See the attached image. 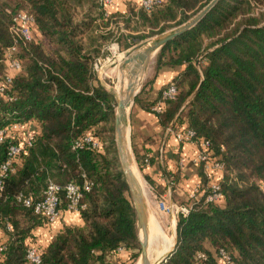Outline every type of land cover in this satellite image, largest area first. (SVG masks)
<instances>
[{
    "label": "trees",
    "instance_id": "1",
    "mask_svg": "<svg viewBox=\"0 0 264 264\" xmlns=\"http://www.w3.org/2000/svg\"><path fill=\"white\" fill-rule=\"evenodd\" d=\"M102 1L0 0V78L10 74L5 54L15 44L22 64L1 99L0 127L32 123L38 130L33 146L14 162L0 197V230L7 238L0 243L5 247L0 264H33L27 259L33 231L47 223L15 197L40 199L48 180L61 187L81 185L83 174L92 183L82 199L83 224L64 225L46 248L35 245L41 264H110L120 251L128 253L131 264L139 258L136 213L114 139L107 135L113 132L115 99L94 84L93 66L102 46L96 31L101 24L120 21L128 29L136 22L154 36L186 23L211 0H165L151 11L127 4L125 13L108 18ZM85 3L89 6L77 20L76 7L83 9ZM20 12L34 18L39 38L15 42L11 28ZM135 33L119 38L124 50L148 38ZM164 68H179V73L159 98L150 99L154 78ZM154 71L135 104L151 112L174 85L175 99L156 114L160 125L175 133L194 131V140L208 141L224 165V206L205 202L209 180L199 164L200 197L186 206L187 216H178L175 249L162 264H223L221 249L231 264H264V0H219L195 27L159 51ZM88 133L102 139L105 149L73 150ZM7 146L0 147V165ZM146 159L136 155L140 171ZM60 198L63 212L67 201L63 193Z\"/></svg>",
    "mask_w": 264,
    "mask_h": 264
},
{
    "label": "built area",
    "instance_id": "2",
    "mask_svg": "<svg viewBox=\"0 0 264 264\" xmlns=\"http://www.w3.org/2000/svg\"><path fill=\"white\" fill-rule=\"evenodd\" d=\"M165 0H139L137 8L145 11H151L153 8L160 6ZM103 8L105 11V17L108 18L110 15V9L113 6V0H103ZM263 10V9H258ZM13 35L15 37V42L18 39L24 42H31L34 37L35 32V20L34 18L27 14L26 12L18 13L14 20L13 26L11 28ZM18 54V47L15 44L12 48L8 49L5 54V63L9 75H5L0 78V103L1 99L5 97V93L12 83L13 75L18 74L22 71V64L16 58ZM177 94V89L174 85L168 86L166 90L162 93V101L159 105L153 108L156 114H160L165 106V102L169 100H174ZM38 130L32 123L21 124V123H11L6 127H0V147L8 143L6 160L0 165V197L4 190L5 180L13 171L14 162L28 149H30L36 138ZM177 138L181 142H192L199 145L200 152L193 162L198 164H204V171L209 180L206 190L208 195L205 197V202L209 204H218L222 200L220 178L216 177V173L222 172L224 165L217 158L214 157V153L211 150V145L208 141L194 140L195 133L190 129H182L176 133ZM73 150L75 151H102L103 145L94 135V133H88L83 137L77 139L73 143ZM148 164L149 160H145ZM84 182L79 185L75 183L68 184L65 187L48 180L46 189L40 199H33L31 196H25L23 194L17 195L16 201L21 203L23 207L32 209L35 214L41 215L47 221L46 224H52L56 222L61 216L60 194L63 193L67 201V211L72 213H80L85 205L82 204V199L84 193L89 192L92 187V183L86 179V176L82 175ZM201 185H198L195 189V194L193 198H198L200 194L199 190ZM159 208L166 213H173L187 216L189 213V208L186 206H177L174 204H159ZM8 231H11V226L7 225ZM5 247L0 246V252L3 251ZM218 257L223 264H231V257L229 253L221 249L218 251ZM200 259H207L205 254H200L198 256ZM27 259L33 264H41L42 258L41 253L35 245H31L27 250Z\"/></svg>",
    "mask_w": 264,
    "mask_h": 264
},
{
    "label": "crops",
    "instance_id": "3",
    "mask_svg": "<svg viewBox=\"0 0 264 264\" xmlns=\"http://www.w3.org/2000/svg\"><path fill=\"white\" fill-rule=\"evenodd\" d=\"M138 1L113 0L110 13L123 14L127 10V4H133L137 7ZM34 36L40 37L36 31ZM178 73L179 68H164L154 78L150 90V99L159 98L161 90L169 85ZM161 101H158L155 106L159 105ZM153 108L151 112H148L136 104L133 106L130 117V138L135 157L139 155L149 160L148 164L145 163L143 166L141 174L144 179L146 178L145 181L149 185L153 196L159 200L153 205L155 213L161 203L181 207L196 202L200 195L198 198L192 196L195 194L196 187L201 184V177L198 174L199 164L193 162L200 152L199 145L192 142H181L175 132H170V129L164 130ZM35 127L37 128V126ZM222 174V172H218L216 177H221ZM151 184L156 187L160 195ZM218 205L223 207L224 202L221 200ZM169 215L172 222H175L176 228L178 215L173 213H169ZM82 224L80 214L65 210L61 212V216L56 222L42 225L33 231L36 238L34 245L46 248L52 237L64 225ZM6 239V236L0 230V243H3ZM126 258H128V253L125 251H120L118 255L112 257L117 262L124 261Z\"/></svg>",
    "mask_w": 264,
    "mask_h": 264
},
{
    "label": "water",
    "instance_id": "4",
    "mask_svg": "<svg viewBox=\"0 0 264 264\" xmlns=\"http://www.w3.org/2000/svg\"><path fill=\"white\" fill-rule=\"evenodd\" d=\"M218 1L219 0H211L202 10H200L186 23L158 37H155L154 39L144 42L137 47H134L127 54L121 66L122 70H127L129 88L125 94L116 95V110L114 115V129L116 135L115 141L121 171L128 185L130 198L136 213L137 232L141 246L139 257L141 264H151L148 259L149 216L146 193H144L138 178L132 170V161L134 162V159L132 157L130 138V114L135 104V100L140 92V88L142 87V83L145 79V75L150 63L153 61L159 51L168 43L195 27L213 9ZM198 64L199 63H197V65ZM138 83L139 87L137 89ZM173 250L174 249H172L157 264H162L169 257Z\"/></svg>",
    "mask_w": 264,
    "mask_h": 264
},
{
    "label": "rangeland",
    "instance_id": "5",
    "mask_svg": "<svg viewBox=\"0 0 264 264\" xmlns=\"http://www.w3.org/2000/svg\"><path fill=\"white\" fill-rule=\"evenodd\" d=\"M88 6H89L88 3H85L83 9L76 7L75 12H76V19L77 20H80L83 12L87 10ZM118 22H119L118 23L119 25H116L115 23H111V25L109 27H104V25L101 24V27L96 31V34L102 36L101 37L102 46H101L100 55L96 58V60L94 62V66H93L95 78H96L95 85L100 84L107 91H109L111 94H113L114 99H115V103H116V95H117L115 90L125 88V86L127 87V84L129 83L127 70H122V67H121L124 59L127 56V54L134 47H137L144 42H147L151 39H154L155 37H158V36L168 32V31L176 28L175 25L173 24L172 28H170V29H168L162 33L156 32V35L150 36L149 35V29L141 27L140 24L137 25L136 22L135 23L131 22L130 28H128V29L124 26V23H122L120 21H118ZM136 29L139 30L140 34L148 36V38L139 42L138 44H136L132 48H130L128 50H124V48H122L119 44V38L121 37L122 34L124 36H129V34L135 35L136 34L135 32L137 31ZM86 43H88V42L86 41ZM155 61H156V57L150 63V66H149L147 73L145 75V79L142 83V86L146 81H150L152 79V77L155 73V71H154ZM141 88H140V90H141ZM115 110H116V108H115ZM132 110H133V108H132ZM131 115H132V111H131L130 117H131ZM98 131H99V128L95 129V132L99 135ZM107 135H109V137H113V139H114L116 158L118 160V164L120 167L117 148H116V141H115L116 135H115L114 124H113V132L112 133L109 132V134H107ZM127 136H128V131H127ZM101 142H102L103 148L105 149V143L102 141V139H101ZM131 148H132V157L134 159V162L132 161V163L137 170L139 180L143 186L142 189L144 190V193H146V201H147L148 216H149L148 222H150L152 224L156 222V224H159V227L162 229L166 238L169 237L171 239H175V242H176L177 241V236H176L177 225L175 228V222L174 221L172 222L169 213L162 211L159 208V206H158V211L156 212V210H155V213H154L153 205L156 201H159V200H157L153 196L149 185L146 183L145 179L143 178L141 171L137 165V161H136V157H135V154L133 151V147L131 146ZM120 170H121V167H120ZM185 203H186V201H185ZM173 249H175V247ZM155 251H156V249L153 246L148 251V256H149L151 263L153 261H155V259H156V252ZM139 257H140V254H139ZM110 260H109L110 264H131L128 258H126L124 261H120V262H117L116 260H114L112 258H110ZM132 264H140L139 258Z\"/></svg>",
    "mask_w": 264,
    "mask_h": 264
},
{
    "label": "bare ground",
    "instance_id": "6",
    "mask_svg": "<svg viewBox=\"0 0 264 264\" xmlns=\"http://www.w3.org/2000/svg\"><path fill=\"white\" fill-rule=\"evenodd\" d=\"M139 83H140V81H139ZM139 83H138L137 89L139 87ZM128 88H129V83L127 84V87L125 86V88L118 89V90L116 89L115 91H116L117 95H119V94L123 95L128 90ZM132 170L134 171V174L136 175V177L139 180L137 170L134 167L133 163H132ZM139 182H140V180H139ZM140 184H141V182H140ZM141 186H142V184H141ZM148 223H149V245H148V251H149V249L152 246L156 249V251H155L156 252V259H155V261H153L151 263L150 259H149V256H148V259H149V262L151 264H157L160 260H162L173 249V247L175 245V239H171L169 237H168L169 239L166 238V236L164 235L162 229L159 227V224H156V222L153 223V224L150 223V222H148ZM140 236L142 237L141 234H140ZM140 264H141V260H140Z\"/></svg>",
    "mask_w": 264,
    "mask_h": 264
}]
</instances>
